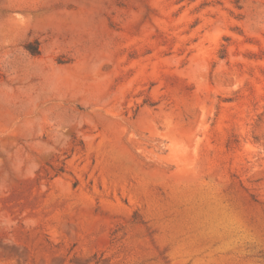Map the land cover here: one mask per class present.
I'll list each match as a JSON object with an SVG mask.
<instances>
[{
    "label": "rangeland",
    "instance_id": "374dc122",
    "mask_svg": "<svg viewBox=\"0 0 264 264\" xmlns=\"http://www.w3.org/2000/svg\"><path fill=\"white\" fill-rule=\"evenodd\" d=\"M0 264H264V0H0Z\"/></svg>",
    "mask_w": 264,
    "mask_h": 264
},
{
    "label": "trees",
    "instance_id": "16d2710c",
    "mask_svg": "<svg viewBox=\"0 0 264 264\" xmlns=\"http://www.w3.org/2000/svg\"><path fill=\"white\" fill-rule=\"evenodd\" d=\"M27 49H29L32 53H38V48L35 47V48H31L30 46H26Z\"/></svg>",
    "mask_w": 264,
    "mask_h": 264
}]
</instances>
